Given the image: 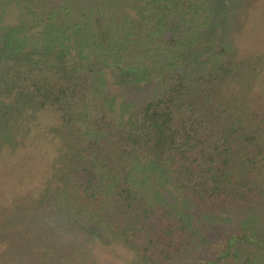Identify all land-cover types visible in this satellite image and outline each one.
Returning a JSON list of instances; mask_svg holds the SVG:
<instances>
[{
	"label": "trees",
	"instance_id": "trees-1",
	"mask_svg": "<svg viewBox=\"0 0 264 264\" xmlns=\"http://www.w3.org/2000/svg\"><path fill=\"white\" fill-rule=\"evenodd\" d=\"M254 1L0 0V264H264Z\"/></svg>",
	"mask_w": 264,
	"mask_h": 264
},
{
	"label": "rangeland",
	"instance_id": "rangeland-1",
	"mask_svg": "<svg viewBox=\"0 0 264 264\" xmlns=\"http://www.w3.org/2000/svg\"><path fill=\"white\" fill-rule=\"evenodd\" d=\"M225 20V8L221 12L217 22L214 25V30L221 32ZM243 27L240 30V35L236 36L235 40L238 46L244 47L246 50L264 51V0H255L251 6L249 14L241 21ZM103 252V260L115 259V264H130L126 255H122L121 251L114 248L104 246L102 243H96ZM125 260V262H121Z\"/></svg>",
	"mask_w": 264,
	"mask_h": 264
}]
</instances>
